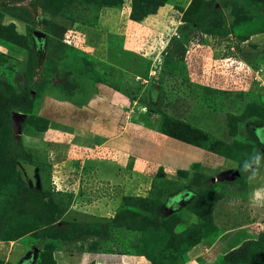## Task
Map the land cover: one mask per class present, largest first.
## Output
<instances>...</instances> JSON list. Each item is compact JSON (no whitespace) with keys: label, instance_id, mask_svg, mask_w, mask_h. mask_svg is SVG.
Instances as JSON below:
<instances>
[{"label":"rangeland","instance_id":"rangeland-1","mask_svg":"<svg viewBox=\"0 0 264 264\" xmlns=\"http://www.w3.org/2000/svg\"><path fill=\"white\" fill-rule=\"evenodd\" d=\"M2 27L20 36L0 37V264H58L56 250L103 255L144 242L159 264L186 262L192 211L214 240L211 203L197 210L210 193L241 192L244 163L260 165L251 184L264 198L254 131L264 121V0H0ZM177 41L184 51L169 52ZM168 125L236 156L241 171L208 176L198 198L182 199L184 178L157 167L166 147L146 144L147 130ZM142 148L154 160L138 169L131 155ZM217 204L228 213L221 254L241 245L234 264H264V230L234 232L261 221L264 207L233 195Z\"/></svg>","mask_w":264,"mask_h":264},{"label":"crops","instance_id":"crops-1","mask_svg":"<svg viewBox=\"0 0 264 264\" xmlns=\"http://www.w3.org/2000/svg\"><path fill=\"white\" fill-rule=\"evenodd\" d=\"M168 2L169 1H166L165 6L169 5ZM162 8L161 10H163ZM102 92L103 94H105L103 90ZM119 95L121 94L119 93ZM119 95L118 93H115V94L113 93L112 95L113 97L110 98L111 103L117 104L118 101L113 100V98L114 97L119 98L118 97ZM141 131H142L141 134L143 135L144 132L143 130ZM147 131L149 132V136L147 134V137L148 139L150 138V140H147L146 142L147 147H150V144H152L151 146H154V147L157 146L156 149H159V150H160V147H166L163 149L160 155L157 156V160H158L157 167L164 166V168H166L165 170L166 173H169L172 170L174 173H176L180 169L188 170L189 172L188 176L184 178L185 182L187 183H189L188 180L192 179L191 177L194 173L196 175L199 173L200 175H198L199 177L197 176V178H193L192 180L194 181H190V182L197 183L203 175L209 174L208 176H210L211 179H214L215 175L218 173L223 174L227 171H234L235 173V171H237L238 165L235 166L234 164H238V161H236L235 159L231 157H227L225 155L211 151L205 147H201V146L189 143V142H185L183 140L168 136L166 134L160 133L158 131H154L152 129L147 130ZM122 134L124 133L118 134L117 135L118 137L114 138L115 139L114 142L115 141L117 143L123 142V140H121ZM161 145H164V146H161ZM141 146H143V144H141ZM148 150L149 149H147V151ZM147 151H145L142 148L139 150V152L137 150L135 151V153H133V155H131L133 156V159H134L133 162H134L135 168L143 169L144 167L148 165V163L154 160L152 154H149V152ZM207 160H210L212 163H215V168H218V171H212L211 169L212 163L210 164V161H209V166H205V163ZM104 162L105 163H99V164L96 163V164L98 166L99 165L100 166L104 165L106 167L109 166V169H112L113 166L117 165L113 161L105 160ZM259 166L260 165L258 164L252 163L251 172H249V174L247 175L246 181L243 186V190L241 192H231L229 194L226 192L223 194L222 198H220L216 202V204L217 203H218L217 205L221 204L223 207L224 200L228 196L233 195L234 199L238 196L245 198L246 200L252 203L253 207H255L258 204H261V207H264L262 206L264 205V198L261 197L262 196L261 194H257L256 190H254L255 189L254 185L251 184L252 178H257L258 174L260 173L261 167ZM106 177L111 179V174H109L108 172ZM124 179L125 178H123V181ZM258 207H260V205ZM216 208L217 206L215 205L214 219H215L216 224L219 226V228L223 230V233H221L219 237L215 238L214 240L205 239L203 242L194 246L188 252V259L184 264H220L219 256L221 254L220 251L222 250L223 244H224L223 235L229 231V229H226L221 224L228 219L227 217L228 213H226L223 210L216 211ZM262 210L264 209L262 208ZM262 218L263 219L261 221L257 220L256 222H253L248 225L243 224L239 228H235L234 232H246V230H250L253 233L254 232L257 233L260 230H264V217ZM100 252H103V251H100ZM100 252L98 253V255H96L97 253L92 254L89 251L81 249L80 251L71 252L70 254H68L69 253L68 251L62 249V250H56L54 252V256L57 259L58 264H96L97 262L101 263L100 261L104 262L105 264H151L150 261L144 255L120 253V252H107V253H102L103 255H101Z\"/></svg>","mask_w":264,"mask_h":264},{"label":"trees","instance_id":"trees-1","mask_svg":"<svg viewBox=\"0 0 264 264\" xmlns=\"http://www.w3.org/2000/svg\"><path fill=\"white\" fill-rule=\"evenodd\" d=\"M164 3H165V1H164ZM161 5V4H160ZM3 28V30H1V34H0V37H2L3 39H7V40H13L14 42H16V40H17V37H19L20 35L15 31V29L13 28L12 29V31H5V29H7L6 27H2ZM192 30H198V31H201L200 30V28H193ZM188 35V34H187ZM190 35V34H189ZM188 35V36H189ZM203 38V37H202ZM180 38H178V40H179ZM187 40L189 39V37H187L186 38ZM179 41H181V40H179ZM179 41H177L176 42V44L174 43L173 45H172V47H171V49H170V51L169 52H172V53H174V54H176V53H179V52H183L184 51V49L182 48V46L184 45V41L183 42H179ZM179 44H182L181 45V48L179 49ZM173 54V55H174ZM3 56V55H2ZM264 124V121L263 122H261L260 123V125H263ZM259 125V126H260ZM171 125H168V126H166L165 127V129L164 130H162L164 133H166L167 135H171V136H173V137H175V138H177V139H180V140H183V141H186V142H189V143H192V144H195V145H198V146H201V147H205V148H207L204 144H202L201 142V138H200V141H194L193 140V136H194V134L195 133H193L191 130H190V132L188 133V135H185V134H187V133H185L184 134V137H181V134H180V132H179V130H177V129H174L173 131H171ZM174 128H176L175 126H174ZM161 131V132H162ZM186 136H190L191 138H189L188 139V137H186ZM218 148H221V147H218ZM218 148H216V147H213V148H210V147H208L207 149H209V150H211V151H214V152H217V153H219V154H222V155H225V156H227V157H231V158H233V159H237V157L236 156H234V155H232L231 153H225L224 152V150L222 151V149H218ZM237 161L239 162V160L237 159ZM252 164V163H251ZM251 164H250V166H251ZM237 168H239V170L241 171V168L238 166ZM251 169L252 168H248V171L244 174V176H243V180H245L246 181V177H247V175L249 174V172H251ZM243 172V171H242ZM177 173H178V175L179 176H181V177H183V178H185V177H187L188 176V170H184V169H180V170H178L177 171ZM206 177H208V175H203L201 178H200V180L197 182V183H195V184H190V183H187V182H182L180 185H181V187H180V192H179V194L180 193H182V199H187L188 197H189V195H192L194 198H198V196H200V194H201V192H202V190L204 189V186H203V182H202V179L204 180ZM222 196H223V193L221 192V193H210L209 195H207L206 196V198H204L205 200H203L202 201V203L200 204V208L197 210L199 213H202V210H203V208L205 207V206H207V204H210L209 206H210V212L211 213H209L206 217H205V219L207 218V217H210L211 218V220H213V227H211V232H212V234L213 233H216L217 232V234H216V236L218 237L221 233H223V230L221 229V228H219V226L216 224V222H215V219H214V208H215V205H216V202L220 199V198H222ZM187 197V198H186ZM192 213L193 214H196L197 215V217H198V220L197 221H194V222H192V223H197L198 221H199V223L198 224H200V222H201V220H202V224H201V226H197L198 224H196L195 226H193L192 227V229L193 230H191V233H190V235L188 236V244H187V247H186V249L184 250V253H185V255H187V253H188V251H189V249L191 248V247H193V246H195L196 244H198L200 241H202L203 239H207L208 238V235H206V233H204V232H202V229H204V228H207L205 225H206V221L205 220H203V218L202 219H199V216L200 215H198L197 213H194L193 211H192ZM204 214V213H203ZM202 214V215H203ZM201 215V216H202ZM201 216H200V218H201ZM204 222V223H203ZM191 224V223H190ZM203 226V227H202ZM201 232V233H200ZM203 233V234H202ZM216 237V238H217ZM148 242H150V244H151V242H152V240H154V237H152V234L150 235V240H149V238H147L146 239ZM140 242H144L143 241V239H141L140 240ZM145 243L146 242H144L143 243V245H142V247H144V248H146V249H144V250H142V249H140V248H138V247H136V249H134V251H127V250H118V249H115L114 247H111L108 251L109 252H120V253H131V254H137V255H144L148 260H151V264H159L158 263V257H159V253L158 254H156V252L158 251V249H155V250H153L152 248L149 250V251H146L147 250V245H145ZM91 243L89 242V245H90ZM88 245V246H89ZM247 245H249V244H247ZM67 246H68V243L67 244H64V246H63V248H66L67 249ZM57 247V246H56ZM189 247V248H188ZM233 247V249H229V251L228 252H226L225 254H220V256H219V263L220 264H234V261H236V260H238V259H240L241 257H242V253H241V256H240V251H241V249L243 248L241 245H238L237 247H235V246H232ZM231 247V248H232ZM58 248V247H57ZM83 248V246L81 247H79V249H82ZM188 248V249H187ZM228 249V248H227ZM55 250H56V248H55ZM101 251H107V250H101ZM123 251V252H122ZM246 251V252H245ZM245 253H246V255H247V252H248V248H245ZM53 252H54V249H53ZM185 260V259H184ZM181 261V262H178L177 264H183V263H185V261Z\"/></svg>","mask_w":264,"mask_h":264},{"label":"flooded vegetation","instance_id":"flooded-vegetation-1","mask_svg":"<svg viewBox=\"0 0 264 264\" xmlns=\"http://www.w3.org/2000/svg\"><path fill=\"white\" fill-rule=\"evenodd\" d=\"M254 131L256 134H259V136H260V138H258L259 142L262 145V147L264 148V124L257 127ZM228 173H234V171H227L223 174H228Z\"/></svg>","mask_w":264,"mask_h":264},{"label":"water","instance_id":"water-1","mask_svg":"<svg viewBox=\"0 0 264 264\" xmlns=\"http://www.w3.org/2000/svg\"><path fill=\"white\" fill-rule=\"evenodd\" d=\"M34 34L36 35V37L40 40L41 37H45L46 36V33L42 32V31H38V30H35L34 31ZM39 42H42L41 40ZM16 117H21L22 115L20 113H16L15 115ZM22 130V127L21 125L19 124L18 122V131H21ZM236 173H238V171H235Z\"/></svg>","mask_w":264,"mask_h":264},{"label":"clouds","instance_id":"clouds-1","mask_svg":"<svg viewBox=\"0 0 264 264\" xmlns=\"http://www.w3.org/2000/svg\"><path fill=\"white\" fill-rule=\"evenodd\" d=\"M259 160H260V157L259 156H256L255 157V161L258 163ZM249 167H250V163L249 162H246V163L243 164V168L244 169H248Z\"/></svg>","mask_w":264,"mask_h":264},{"label":"built area","instance_id":"built-area-1","mask_svg":"<svg viewBox=\"0 0 264 264\" xmlns=\"http://www.w3.org/2000/svg\"><path fill=\"white\" fill-rule=\"evenodd\" d=\"M260 69V71H262V68H259ZM236 199V198H235ZM235 201H238V200H235Z\"/></svg>","mask_w":264,"mask_h":264}]
</instances>
